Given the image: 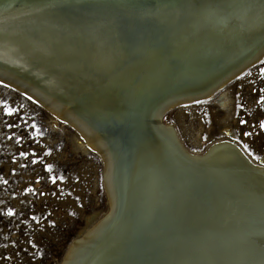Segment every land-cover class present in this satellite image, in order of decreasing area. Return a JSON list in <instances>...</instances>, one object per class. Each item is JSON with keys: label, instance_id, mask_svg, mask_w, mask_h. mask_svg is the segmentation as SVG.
<instances>
[{"label": "bare ground", "instance_id": "1", "mask_svg": "<svg viewBox=\"0 0 264 264\" xmlns=\"http://www.w3.org/2000/svg\"><path fill=\"white\" fill-rule=\"evenodd\" d=\"M101 10L114 17L109 26L104 20L99 26L96 20H84L63 27L71 18ZM166 33L169 38H163L157 52L155 39ZM263 51L264 0H0V58L11 69L23 67L27 75L45 80L48 94V90L36 88L33 97L55 117L70 121L83 142L103 160L109 208L76 236L59 264H71L105 228L113 213L114 185L120 216L107 226L108 236L86 263L125 261L134 230L145 229L151 207L157 213L152 200L155 184L165 177H178L181 167L197 173L191 184L196 180L202 185L228 187L246 205L227 213L230 217L226 219L236 221L214 215L225 227L217 237L200 229L197 236L184 238L181 229L173 231L174 235L178 232L175 237L167 232L164 239L159 238L170 243L184 239L204 245L209 242L217 264H264V178L245 169L237 158L233 160L226 147L240 150L232 139L220 138L202 152L191 151L181 143L174 126L162 122L169 109L210 97L234 66L248 63ZM0 80L30 93L25 84L31 83L14 77L9 69L0 70ZM93 100L100 103L85 108ZM69 107L93 115L95 131ZM111 119L117 126L123 122L124 127L107 137L116 156L115 178L107 144L96 133L102 124L112 123ZM251 167L264 171V163ZM182 184L174 186L175 193L181 192ZM159 189L162 204L170 205L166 207L169 212L175 211L174 200H164L167 187ZM178 223L177 217L171 228L177 230Z\"/></svg>", "mask_w": 264, "mask_h": 264}, {"label": "rangeland", "instance_id": "2", "mask_svg": "<svg viewBox=\"0 0 264 264\" xmlns=\"http://www.w3.org/2000/svg\"><path fill=\"white\" fill-rule=\"evenodd\" d=\"M261 69L264 58L210 97L169 109L162 122L191 151L232 139L240 150L226 147L233 160L264 178L248 163H264ZM102 162L71 125L0 82V264L60 263L109 208Z\"/></svg>", "mask_w": 264, "mask_h": 264}, {"label": "water", "instance_id": "3", "mask_svg": "<svg viewBox=\"0 0 264 264\" xmlns=\"http://www.w3.org/2000/svg\"><path fill=\"white\" fill-rule=\"evenodd\" d=\"M25 13V12H23ZM114 17H109L108 12L101 11H94L91 13H88L83 16H79V18L74 19L71 18L70 20H67L63 23V27L69 28L71 25H74L76 23H83L84 20L93 21L96 20L97 26L102 24V21H106V25L109 26L112 22ZM83 30H88V28H82ZM168 36V34L159 35L156 40V48L155 50L158 52L162 48V41L163 38ZM169 38V36H168ZM244 55V54H243ZM240 58H242V56ZM239 58V59H240ZM254 58V59H253ZM264 58V51L260 52L256 56H252L250 58V61L248 63L243 64L239 63V65H236L232 69V74H230L228 79L225 80V83L222 85L224 86L226 83H228L230 80L235 78L236 76L243 73L245 70L250 68L251 66L255 65L256 63L260 62ZM238 59H234L233 62H235ZM241 60V59H240ZM143 61V60H141ZM245 61V60H244ZM232 62V63H233ZM4 68L9 69L12 71L14 77H19L21 80H28L31 84L27 85L26 89L30 92H24L15 87L12 84H8L4 81H1L2 83L11 86L12 88H15L25 94L27 97L32 99L34 102L38 103L40 106L44 107L45 109H48L45 104L42 102L36 100L32 94L37 90L36 88H41L42 90H48V85L43 81V79L35 76H29L26 74L25 69L20 68H14L11 69L10 64L6 61L0 58V70L4 71ZM235 71V72H234ZM232 75V76H231ZM4 76V75H3ZM26 81V82H28ZM47 82V81H46ZM36 84V85H34ZM34 87L35 89H33ZM50 87V86H49ZM44 88V89H43ZM220 88V87H219ZM218 89V88H217ZM216 89V90H217ZM49 90L46 91L48 94ZM51 92V91H50ZM52 93V92H51ZM53 94V93H52ZM173 94V93H171ZM43 96V95H42ZM57 96V95H56ZM59 97V96H57ZM42 98V97H41ZM45 98V97H44ZM54 99H57L55 97H51ZM203 98L198 99H192L191 102H195L198 100H202ZM58 100V99H57ZM61 100V99H60ZM100 102L93 100L91 103L87 104L85 108H93L95 105L99 104ZM70 108V107H69ZM71 109V108H70ZM77 117H79V120L83 123L88 124L94 131V127H92V124H94V117L93 115H89L84 110H78V109H71ZM50 112V111H49ZM100 121L107 120L105 118H99ZM103 119V120H101ZM143 120V118H142ZM64 121V119H63ZM112 123L109 121V124H102L103 128L98 127V134L101 136V138L106 142L107 148L109 151V154L111 156V161H114V164H112L111 170L113 171V178L114 177V169H117L116 166V156L114 154V149L112 146L109 145L108 142H110L107 137H111L112 133L114 131L122 130L123 122L120 126H117L116 123L114 125V119H111ZM64 122L71 125L70 121L65 120ZM100 125V124H99ZM114 125V126H113ZM76 132H78V129L71 125ZM103 133V135L101 133ZM126 133V131H124ZM127 135V133L125 134ZM180 149H182L180 147ZM187 156V155H186ZM184 157V156H183ZM112 161V163H113ZM251 166L252 164L248 162ZM180 172V171H179ZM178 174V173H177ZM197 173L192 172L191 170H188L185 167H181V172L178 174V177H172L173 179H167L168 177L162 178V181L160 183H156V191H154V195L152 197V200L154 201V204L156 208H158L155 214L153 212V208L151 207L149 211H151L150 216L145 219L144 227L145 229L140 232V228L136 227V229L133 232V239L130 245H128L127 253L125 256V261L116 263V264H217L216 261L213 258V255L210 254V250H213L210 246L209 242H206V244H201L200 242H184L187 239H184L183 242H164L159 238V236H163L167 232L170 235H174L173 231H180V235L186 237H194L197 236L200 233V229L204 230L206 234H208L210 237L218 235H221V233L225 231H221V229L225 228L222 226V223L220 222V219L216 218L214 215H218L220 217H230L227 213H234L236 209L241 207V205H246L243 202H240V195L239 193L231 192L233 190H229L230 188L225 186L217 187L212 183L208 184L204 182V185L199 184L196 180H194V185L190 183L192 181V176H196ZM123 175V173H122ZM183 177L185 178V181L183 180ZM194 178V177H193ZM195 179V178H194ZM118 180V178H116ZM171 180V181H170ZM163 183V184H161ZM182 184V190L181 192H174V186L179 184ZM167 187V193L165 198L169 197L170 200H174L173 206L175 208V211L170 212L166 209L170 208V205L164 206V202L160 201V198H158V194L160 192V187ZM118 187V186H117ZM115 185L113 188V192L115 193L114 196V204H113V213L111 215V218L109 221L105 224V228L100 231L99 234L94 235L93 239L89 241V243L81 249V251L76 255L75 259L71 264H87L86 262L90 258V256L93 254L95 250H98L103 244L102 240L106 239L108 236L107 226L110 225L112 222L118 219L121 213V203L120 199L117 195V189H115ZM228 188V189H226ZM231 192V193H230ZM232 194H236L235 197H231ZM147 194H144V199L146 198ZM233 196V195H232ZM153 205V203H150ZM155 208V209H156ZM229 208L228 210H226ZM154 214L156 215V218L158 222L154 219ZM169 215V217H168ZM179 219V225L176 227L171 228L174 223L176 222V218ZM219 217V218H220ZM233 218V217H232ZM228 218L225 220L231 222L236 221V219ZM163 221L162 223H160ZM163 225V229H161L160 225ZM264 230V229H263ZM144 232V235H143ZM155 232V236L152 237L153 233ZM176 232V234L178 233ZM203 234H200L199 236H202ZM214 237V240H215ZM170 238L167 239V241ZM172 240V238H171ZM216 241V240H215ZM217 242V241H216ZM204 243V242H202ZM214 247H217L216 243H211ZM101 245V246H100ZM212 261L210 262V256ZM214 260V261H213Z\"/></svg>", "mask_w": 264, "mask_h": 264}, {"label": "snow or ice", "instance_id": "4", "mask_svg": "<svg viewBox=\"0 0 264 264\" xmlns=\"http://www.w3.org/2000/svg\"><path fill=\"white\" fill-rule=\"evenodd\" d=\"M261 71H262V73H264V69H261ZM261 99H264V97H261ZM4 111L7 112V113H11V112L14 111V110H13V109H10V108H8V107H5ZM240 123H244V121H240ZM260 127H261L262 129H264V120H262V121L260 122ZM245 135H249V133H245ZM26 190H27V189H26ZM11 213H12V210L9 209V210H8V214L11 215Z\"/></svg>", "mask_w": 264, "mask_h": 264}]
</instances>
